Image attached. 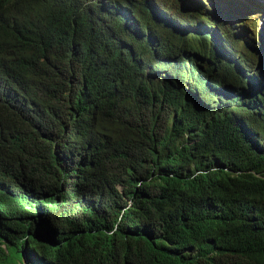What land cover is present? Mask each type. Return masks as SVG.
Segmentation results:
<instances>
[{
  "label": "trees",
  "instance_id": "16d2710c",
  "mask_svg": "<svg viewBox=\"0 0 264 264\" xmlns=\"http://www.w3.org/2000/svg\"><path fill=\"white\" fill-rule=\"evenodd\" d=\"M239 19L0 0V264H264V43Z\"/></svg>",
  "mask_w": 264,
  "mask_h": 264
},
{
  "label": "rangeland",
  "instance_id": "374dc122",
  "mask_svg": "<svg viewBox=\"0 0 264 264\" xmlns=\"http://www.w3.org/2000/svg\"><path fill=\"white\" fill-rule=\"evenodd\" d=\"M222 5L227 9L230 8L231 12L241 11V19L237 21V24H244L250 21L252 17L260 16L259 26L256 28L258 33H261V41L257 40V43H264V4L257 0H219ZM232 30H234L232 28Z\"/></svg>",
  "mask_w": 264,
  "mask_h": 264
},
{
  "label": "bare ground",
  "instance_id": "6f19581e",
  "mask_svg": "<svg viewBox=\"0 0 264 264\" xmlns=\"http://www.w3.org/2000/svg\"><path fill=\"white\" fill-rule=\"evenodd\" d=\"M257 1H259V2H261V3H263V4H264V0H257Z\"/></svg>",
  "mask_w": 264,
  "mask_h": 264
},
{
  "label": "water",
  "instance_id": "95a60500",
  "mask_svg": "<svg viewBox=\"0 0 264 264\" xmlns=\"http://www.w3.org/2000/svg\"><path fill=\"white\" fill-rule=\"evenodd\" d=\"M26 262H28L27 259H26Z\"/></svg>",
  "mask_w": 264,
  "mask_h": 264
},
{
  "label": "clouds",
  "instance_id": "9594fccd",
  "mask_svg": "<svg viewBox=\"0 0 264 264\" xmlns=\"http://www.w3.org/2000/svg\"><path fill=\"white\" fill-rule=\"evenodd\" d=\"M242 16V15H241Z\"/></svg>",
  "mask_w": 264,
  "mask_h": 264
}]
</instances>
